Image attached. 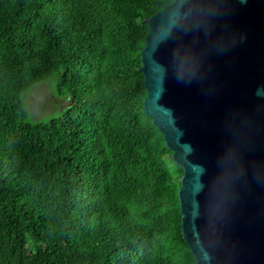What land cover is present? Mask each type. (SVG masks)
<instances>
[{"label":"trees","instance_id":"1","mask_svg":"<svg viewBox=\"0 0 264 264\" xmlns=\"http://www.w3.org/2000/svg\"><path fill=\"white\" fill-rule=\"evenodd\" d=\"M172 1L0 0V264H195L142 108L144 19ZM47 79L68 105L28 122Z\"/></svg>","mask_w":264,"mask_h":264},{"label":"water","instance_id":"2","mask_svg":"<svg viewBox=\"0 0 264 264\" xmlns=\"http://www.w3.org/2000/svg\"><path fill=\"white\" fill-rule=\"evenodd\" d=\"M144 21L143 112L182 168L195 264H264V0H173Z\"/></svg>","mask_w":264,"mask_h":264},{"label":"rangeland","instance_id":"3","mask_svg":"<svg viewBox=\"0 0 264 264\" xmlns=\"http://www.w3.org/2000/svg\"><path fill=\"white\" fill-rule=\"evenodd\" d=\"M28 122L48 120L60 114L68 105L69 98L55 91L52 79L34 83L22 95Z\"/></svg>","mask_w":264,"mask_h":264}]
</instances>
